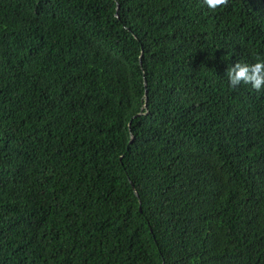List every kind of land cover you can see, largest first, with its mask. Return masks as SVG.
I'll return each mask as SVG.
<instances>
[{
	"label": "trees",
	"instance_id": "trees-1",
	"mask_svg": "<svg viewBox=\"0 0 264 264\" xmlns=\"http://www.w3.org/2000/svg\"><path fill=\"white\" fill-rule=\"evenodd\" d=\"M264 0H0V264H264Z\"/></svg>",
	"mask_w": 264,
	"mask_h": 264
},
{
	"label": "clouds",
	"instance_id": "clouds-1",
	"mask_svg": "<svg viewBox=\"0 0 264 264\" xmlns=\"http://www.w3.org/2000/svg\"><path fill=\"white\" fill-rule=\"evenodd\" d=\"M204 4L212 11L227 7L229 0H203ZM227 78L231 88L239 85H251L257 92L264 91V58H257L255 63L237 62L227 71Z\"/></svg>",
	"mask_w": 264,
	"mask_h": 264
}]
</instances>
